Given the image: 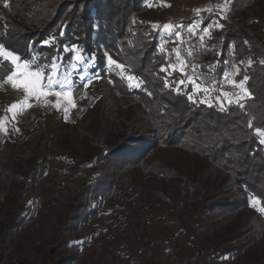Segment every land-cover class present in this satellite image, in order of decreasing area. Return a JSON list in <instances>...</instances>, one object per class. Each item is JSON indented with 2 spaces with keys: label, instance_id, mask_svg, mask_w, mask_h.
I'll return each instance as SVG.
<instances>
[{
  "label": "trees",
  "instance_id": "trees-1",
  "mask_svg": "<svg viewBox=\"0 0 264 264\" xmlns=\"http://www.w3.org/2000/svg\"><path fill=\"white\" fill-rule=\"evenodd\" d=\"M148 1L0 0V44L7 50L26 61L36 56V66H42L54 59L67 64L72 49H79L91 62L85 72L94 73L90 85L97 97L86 110L91 126L83 136L87 152L81 167L95 175L92 181L79 180V189L65 203L62 227L54 234L56 251L76 250L69 238L101 208L115 214L117 205H112L119 201L135 211L134 203L123 199L134 192L143 209L174 206L178 224L190 216L196 223L195 244L208 250L211 260L264 264V213L249 206L253 197L264 206V145L255 131L264 130V34L254 31L256 20L264 22V0H228L231 23L216 17L224 27L203 45L198 31L201 66L197 75L184 73L198 77L196 83L208 91L197 92L193 100L192 84L186 82L177 92L175 80L185 76L168 67L177 61L159 48L169 37L137 19ZM200 15L205 25L216 13ZM105 53L114 55L140 86L130 87L127 79L110 73ZM7 65L0 73L8 76L12 66ZM233 65L239 66L242 80L247 75L250 98L241 101L243 108L225 101L221 110L216 97L223 91L224 72L234 71ZM39 165L34 158L13 166V194L26 195ZM137 218L135 212L134 219H119L125 230H118L117 237L124 238L127 229L143 236ZM19 224L2 226L3 240ZM56 255L50 250L32 264H76L79 259L57 260Z\"/></svg>",
  "mask_w": 264,
  "mask_h": 264
},
{
  "label": "rangeland",
  "instance_id": "rangeland-1",
  "mask_svg": "<svg viewBox=\"0 0 264 264\" xmlns=\"http://www.w3.org/2000/svg\"><path fill=\"white\" fill-rule=\"evenodd\" d=\"M223 1L149 0L145 3L147 11L140 14L137 19L148 28L159 30L161 36L169 37L167 41L162 42L160 50L171 55L173 61H177L175 50L179 48L181 57L188 65L183 71L194 76L197 74L191 70L183 44L175 34L170 37L153 25H159L161 28L168 23L184 25V28H177L176 31L181 33L182 39L186 36L185 41L199 50V40H196L198 37L188 33L186 26L204 20L200 18L201 13L209 14L208 11H202L198 16L196 9L211 8L212 13L216 15L209 21H217L216 17H220L217 14L221 13L216 7L222 5ZM228 15L229 13L226 14V18ZM227 20L229 21L228 18ZM256 23L254 31L264 34V22L256 20ZM208 24L209 22L205 25L200 24L198 36L203 34L202 29ZM221 29L213 27L210 36L204 35V39L213 38L215 32ZM73 54L76 55L74 52ZM109 56L119 62L114 55ZM34 58L37 59L36 56ZM56 63L59 65V79L73 82L71 91L66 90L72 103L69 104L61 98L60 109L57 110L54 107L57 101L55 95L41 99L31 98L28 101L31 106L26 105L25 110L15 118L12 113L6 112V109L14 103L22 102L24 93L22 90L13 89L10 83H2L7 74L5 70L0 73V119L6 121L4 125L6 131L0 130V264H32L50 250L58 253L57 260L78 256L76 264H132L135 258H140L143 264H241L242 261H229L226 258L222 261L211 260L209 251L201 250L195 244L196 223L190 216L187 215L178 224L174 206L170 208L159 204L155 208L143 209L138 206L134 192L129 195L123 194V199L129 203L133 202L135 211L130 209L131 205L119 201L112 205L113 207L117 205L118 210L115 214L110 215L111 210L101 208L96 216L79 224L77 232L69 238V247L76 245V250L56 251L58 241L54 240V234L62 227L65 203L79 189V180L92 181L95 175L81 166L85 162L83 160L87 152L83 136L91 126L89 125L91 115L86 110L97 97L94 86L90 85L94 73L92 69L85 72L86 66L91 64L89 60L88 64H82L78 69L72 67V59L67 64H61V61ZM105 63L107 64V59ZM7 64L10 63L0 61V67H8ZM175 65L182 74L181 65L177 62ZM46 66L49 65L36 66V61L33 63L34 68H43L47 73L50 68ZM81 75H86L87 87L81 81ZM4 76L6 77L3 78ZM232 79L236 83L242 81V77L238 75H234ZM179 81L177 78L175 83ZM221 88L230 94L244 95L239 88H234L230 84L224 83ZM58 90H60L58 87L53 86V91ZM65 108L68 109L66 118ZM261 140H264V136H261ZM34 158L40 161V172L35 178L34 185L30 190L26 189L25 196L13 194L14 173L11 169L16 163L24 165ZM135 212L140 223L138 231L141 233L144 231L143 236L127 229L124 238L117 237L118 230H125L123 226L117 224L118 220L134 219ZM16 222H20L17 230L13 234L9 233L7 240H3L5 231L2 232V226ZM57 238L60 239V235Z\"/></svg>",
  "mask_w": 264,
  "mask_h": 264
},
{
  "label": "snow or ice",
  "instance_id": "snow-or-ice-1",
  "mask_svg": "<svg viewBox=\"0 0 264 264\" xmlns=\"http://www.w3.org/2000/svg\"><path fill=\"white\" fill-rule=\"evenodd\" d=\"M228 0H225V3L223 5H218L217 8L220 10V20H223L226 18V13L228 11L227 7ZM4 7L7 8L8 4L5 3ZM197 15L202 11H208L211 13V8L209 9H196L195 10ZM203 23V20L201 19L198 22H194L193 24L186 26V30L188 33H190L192 36H196L198 31H200V24ZM154 28H160L162 33H167L170 37L175 34L176 38L180 41L181 44L184 43L183 39L181 38V33L179 31H176L177 28H184V25H173L171 23L165 24L162 26L159 25H153ZM222 28L224 25L222 23H219V21L210 20L209 24L205 26L202 29V35L199 36L201 45L204 43V35H209L212 30V28ZM45 44L51 43L50 41H45ZM247 43V41H245ZM67 51V49H66ZM76 55H73L72 57V67L74 69H78L80 65L82 64H88V60L85 59L84 56L80 55L79 49H72ZM176 57H177V64L181 65L180 71L182 75L185 76V79H182L177 84V92L180 91L181 85H184L186 82L193 85V95L189 96L190 100H193L194 95L199 91L207 92L208 89L206 87H202L196 83V80L199 78H189L187 77V74L184 73L183 69L185 67H188L186 61L181 57L180 49L177 48L175 50ZM234 54V53H233ZM106 59H107V70L110 73L118 74L122 79H127L129 81L130 87H139L140 81L130 74H127L124 70V65L113 60L111 56H109L107 53H105ZM189 56L194 55V51L190 48L188 52ZM35 58H33V61H26L22 60V58L18 55L13 53L10 50H7L4 45L0 44V61L8 62L12 65V71L11 73L6 77L5 80L2 81V83H10L13 89L22 90L24 93V100L19 103H14L11 106H9L8 109H6V112L12 113L13 118H15L16 115L21 114L25 110V106L27 105L30 107L31 105L28 104L29 99L36 98H46L49 95H55L57 97V101L54 105V107L57 108V110L60 109V100L63 98L67 103L71 104L72 101L67 95V91H71L73 87V82L71 80H60L59 79V65L56 63V60L54 59L51 65L46 66L50 68V71L47 73L45 72V69L43 68H34ZM228 63V62H225ZM241 63H245L244 61H241ZM252 61L249 59L247 61L248 66H251ZM90 66V65H89ZM168 67L172 68L173 71L177 70V65L169 64ZM196 67L199 66H193V70H195ZM234 71H225L223 75V81L225 84H230L234 88H239L244 95L241 96L238 93H228L225 91H221L220 96L216 97V102L220 104L221 110H224V102L226 101L229 104L236 103L239 105V107L243 108L244 103L243 101L246 97L250 98V94L247 92V89L245 88V82L247 81L248 77L245 75L244 80L240 81L239 83H236L232 77L234 75H237L240 73L239 66L233 65ZM209 70H214V65H209ZM161 71H165L164 68H161ZM99 78V77H97ZM81 80H87L86 77L83 75L80 76ZM46 81V82H45ZM53 86L58 87L60 90L53 91ZM87 87V83L84 85ZM165 86H169V82L166 81ZM67 90V91H66ZM221 97L224 99L222 100ZM205 100H201L200 103H205ZM209 106L211 107V103H209ZM65 118L67 115L68 109L65 108ZM5 119H0V130H5ZM251 122H249V127H251ZM256 134L258 136H264V130L256 129ZM261 143H264V140L261 141ZM261 202L256 199L255 197L251 198L250 200V207L255 208V210L259 213H264V206H260Z\"/></svg>",
  "mask_w": 264,
  "mask_h": 264
},
{
  "label": "built area",
  "instance_id": "built-area-1",
  "mask_svg": "<svg viewBox=\"0 0 264 264\" xmlns=\"http://www.w3.org/2000/svg\"><path fill=\"white\" fill-rule=\"evenodd\" d=\"M185 40H186V36L183 37V41H184V43H183V49H184V51H185V53L187 55L190 68L193 71V73L195 74V73H197L199 67L201 66L200 63L202 61V53L197 48L192 47ZM190 48L194 51V55H192V56H189L188 55V52H189V49ZM193 66H199V67H196L195 70H193ZM132 264H143V263L140 260V258H135V259H133Z\"/></svg>",
  "mask_w": 264,
  "mask_h": 264
}]
</instances>
